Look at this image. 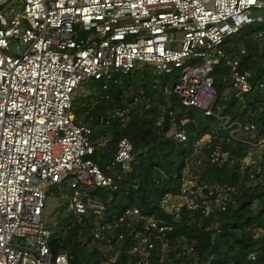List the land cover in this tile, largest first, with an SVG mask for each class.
<instances>
[{"label": "built area", "instance_id": "built-area-1", "mask_svg": "<svg viewBox=\"0 0 264 264\" xmlns=\"http://www.w3.org/2000/svg\"><path fill=\"white\" fill-rule=\"evenodd\" d=\"M258 10H264V0H0V264H82L65 251L50 250L43 213L50 189L59 185L70 189L73 215L94 209L90 234L105 257L101 264H114L118 252L109 250L124 242L132 243L127 254L133 264H151L156 244L167 252L174 226L161 216L127 206L113 219L99 218L104 205L89 193L118 188L133 146L120 138L101 169L91 158L92 127L75 120V92L89 79L110 80L146 65L175 77L169 93L182 107L215 116L226 141L241 143L240 135L253 133L255 125L220 114L212 73L220 63L229 69L223 95L240 104L255 86L264 90V75L254 84L252 72L240 69L245 50L231 56L221 47L227 36L264 21ZM166 109L171 122L165 135L188 141V119L178 124L171 104ZM115 115L126 121L124 110ZM164 122L162 114L155 118L160 128ZM214 138L216 131L202 134L195 148L205 149L212 164L230 161L231 150L213 144ZM239 168L250 177L264 170V141L251 144ZM232 191L199 182L185 169L177 191L163 194L159 208L175 219L184 207L206 216L225 209Z\"/></svg>", "mask_w": 264, "mask_h": 264}, {"label": "trees", "instance_id": "trees-1", "mask_svg": "<svg viewBox=\"0 0 264 264\" xmlns=\"http://www.w3.org/2000/svg\"><path fill=\"white\" fill-rule=\"evenodd\" d=\"M263 22V21H262ZM249 25L227 36L221 47L228 55L239 53V45L245 52L240 55V69L250 70L253 82L264 75V23ZM258 24V23H257ZM229 69L221 63L212 73L217 89L216 104L220 114L231 120L255 125L253 133L240 135L243 141H226V131L215 116H205L195 108H184L175 93H168L166 84L174 83L175 77L155 74L146 65L128 73H115L110 80L89 79L81 83L85 92L74 96L72 109L75 120L92 127L91 141L95 151L92 160L103 170L113 159L120 138L127 137L133 146L130 169L121 174L118 188H100L90 192L93 199L103 205L108 219L116 217L127 206H137L144 214H155L174 226L167 234L168 251L161 252L159 244L151 250V264H264V170L250 177L242 172L239 160L251 144L264 141V90L255 89L247 94L240 104L233 96H224ZM174 108L175 121L185 122L189 139L177 142L167 137L171 117L166 112L167 104ZM180 105V108H179ZM124 110L126 121L115 115ZM164 115L162 128L155 125V118ZM218 133L212 139L222 149H229L233 158L225 163L212 164L205 149H196L195 140L204 133ZM200 159V163L197 160ZM195 167H190L191 164ZM185 169L202 183H217L233 187L231 199L225 209L213 208L203 216L199 210L182 208L177 219L166 215L159 208L163 194L175 192ZM61 188H63L61 190ZM55 195L66 196L63 213L69 208L70 189L65 185L54 187ZM93 208L80 217L67 211L66 219L46 226L51 232L50 250L53 254L65 251L73 263L101 264L105 258L98 243L90 234ZM152 237L154 230H152ZM132 244V243H131ZM124 242L120 248L112 247L109 253H117L114 264H133L127 254L131 245Z\"/></svg>", "mask_w": 264, "mask_h": 264}, {"label": "rangeland", "instance_id": "rangeland-1", "mask_svg": "<svg viewBox=\"0 0 264 264\" xmlns=\"http://www.w3.org/2000/svg\"><path fill=\"white\" fill-rule=\"evenodd\" d=\"M255 12L264 14V10H258ZM262 23H264V21ZM259 24H261V22L256 24V25H259ZM241 48H243V46L239 45V49H241ZM165 88L169 93L172 89V83L170 81H168ZM226 88H227V86L224 88V90ZM85 91H86L85 85H80V87L76 90L75 95L78 92H85ZM227 96H229V94H227ZM179 108H180V105H179ZM254 149H259V148L254 147ZM190 167H195V165L192 163L190 165ZM62 189L63 188H61V190ZM50 191H51V194H49L47 196L46 201H45L43 218H44L45 223H47L48 225H54L58 222H61L64 219H66L68 216L67 211H69L70 209L67 206V209L63 213H61L60 207L65 205V202L68 198L66 196H61L60 198H58L55 195V193H54L55 191L53 190V188H51ZM107 216H108V214L102 211V213L99 215V218H106Z\"/></svg>", "mask_w": 264, "mask_h": 264}]
</instances>
